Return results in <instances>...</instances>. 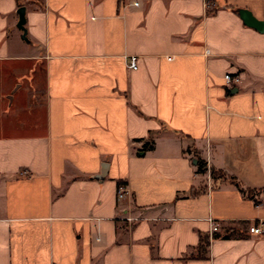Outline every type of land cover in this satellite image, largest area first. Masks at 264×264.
<instances>
[{"label": "crops", "instance_id": "0c3cea01", "mask_svg": "<svg viewBox=\"0 0 264 264\" xmlns=\"http://www.w3.org/2000/svg\"><path fill=\"white\" fill-rule=\"evenodd\" d=\"M211 2L0 0V264H264V0Z\"/></svg>", "mask_w": 264, "mask_h": 264}, {"label": "built area", "instance_id": "2783aa9c", "mask_svg": "<svg viewBox=\"0 0 264 264\" xmlns=\"http://www.w3.org/2000/svg\"><path fill=\"white\" fill-rule=\"evenodd\" d=\"M134 3H137V1H135ZM205 5H206L208 10H212L213 9L211 0H205ZM206 51H207V49H206ZM127 66L129 68H131V69H136L137 68L138 64H137V56L136 55L131 54V55L128 56ZM223 78H224V80H225V82L227 84L236 83V82L239 81V76L238 75H231L228 72L224 73ZM125 192H126L125 186H119L117 188V196L118 197L123 196ZM210 221H211V229L212 230H216L217 229V224L211 218H210ZM248 229H249L250 232L257 233V234H262L263 231H264V224L262 222L254 223V224H251L248 227Z\"/></svg>", "mask_w": 264, "mask_h": 264}, {"label": "water", "instance_id": "95a60500", "mask_svg": "<svg viewBox=\"0 0 264 264\" xmlns=\"http://www.w3.org/2000/svg\"><path fill=\"white\" fill-rule=\"evenodd\" d=\"M235 10L239 14V16L242 18L245 24L252 26L259 31L264 30V21L262 19L255 17L249 9L242 8V7H236ZM17 13H18V21H17L16 26L22 30V37L27 40L26 29L24 27L25 7L19 6L17 8Z\"/></svg>", "mask_w": 264, "mask_h": 264}, {"label": "trees", "instance_id": "16d2710c", "mask_svg": "<svg viewBox=\"0 0 264 264\" xmlns=\"http://www.w3.org/2000/svg\"><path fill=\"white\" fill-rule=\"evenodd\" d=\"M205 169V165L203 164V163H198V170L199 171H203ZM211 175L213 176V177H222L223 176V174L222 173H216L215 171H213V170H211ZM232 179V181L234 182V184H236V185H238V182L237 181H234L233 180V178H231ZM247 195H249V196H252V194L250 193V192H245ZM255 202H258V199L256 198L255 199Z\"/></svg>", "mask_w": 264, "mask_h": 264}]
</instances>
